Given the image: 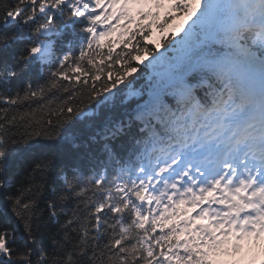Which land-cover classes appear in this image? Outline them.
<instances>
[{"label": "snow or ice", "instance_id": "1", "mask_svg": "<svg viewBox=\"0 0 264 264\" xmlns=\"http://www.w3.org/2000/svg\"><path fill=\"white\" fill-rule=\"evenodd\" d=\"M0 264H264V0H0Z\"/></svg>", "mask_w": 264, "mask_h": 264}]
</instances>
